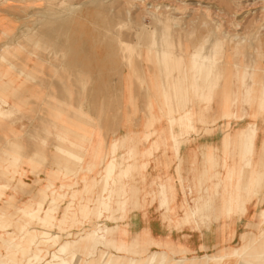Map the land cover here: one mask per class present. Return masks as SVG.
<instances>
[{
  "label": "rangeland",
  "instance_id": "374dc122",
  "mask_svg": "<svg viewBox=\"0 0 264 264\" xmlns=\"http://www.w3.org/2000/svg\"><path fill=\"white\" fill-rule=\"evenodd\" d=\"M7 1L9 8L4 9L0 1V74L12 71L13 67L14 76L21 75L19 81L15 78L14 98L5 105L8 107L15 103L21 107L17 113H13L11 109L0 110V172L6 173L4 180L9 185L7 195H14L13 206L19 208L31 199L39 200L41 197L37 193L44 190L47 202H51V199L55 201L53 214L56 220L70 216L79 203H85L88 212L82 221L85 231L82 234L93 235L99 229L107 227L108 231L103 232V235L109 241L111 249L120 243L123 248H129L135 243L137 246L143 244L144 249L148 248L141 256L143 259L165 253L170 261L179 262L182 260L180 257L198 258L207 255L213 259L210 264H217V261L218 264H225L226 261L228 264H236V257L231 255L243 247V242H253L259 236V230L264 227L262 223L257 228L261 221L259 211L264 203L255 208L253 205L256 199H252V206L246 204L248 210L245 215L239 220L229 221L227 225L223 218L221 222H215L212 216L204 224L200 223L197 232H189L176 225L181 216L177 207L185 200L183 192L190 207L196 205L194 199L198 197L200 202L197 201V204L208 199L210 191L205 189L211 185H199L195 179L197 163L201 164L203 161L201 148L216 146L218 138L222 139L231 133L233 147L229 148L234 151L237 133L243 124L248 123L256 128L258 153L255 152L253 159L259 160L257 156L264 139V108H256L255 103L241 105L232 104L231 101L227 112H232L234 116L221 118L222 107L219 100L230 92H233L231 99L240 98L237 90L238 75L226 79L221 75V85L215 88L211 100L196 107L198 109L195 111L183 93L177 92L180 97L176 92L166 93L169 97L167 103L163 93L153 87L157 81L154 76L131 71L125 66L126 61L118 58L116 45L114 46L116 40L138 48L134 45L137 38H147L154 30L148 17L143 18L142 27L125 14L114 17V12L125 9L123 0H95L100 6L94 0ZM178 1L188 4L185 21L205 18L208 27H212L206 20L207 16L202 14L207 8L211 17L219 15L226 32H238L234 23L240 22L241 27L255 37L252 40L254 44L261 39L260 48L264 49V14H261L264 0ZM160 2L167 4L169 1L147 0L146 5L150 7L153 3ZM250 3L257 5L245 17V11L250 8L244 6ZM200 7L201 11L195 12ZM137 12L138 8L132 10L133 15H137ZM118 23L124 25V31L117 32ZM129 32L133 34L129 35ZM206 32L203 29L195 32L190 41L193 43ZM131 62L138 67L136 56L132 57ZM256 64H264V57L258 58ZM14 76L11 78L12 84ZM263 78L264 74L258 73L247 81L246 86L251 87L255 81L258 93ZM191 112H200L209 122L216 120L217 125L197 122L192 118ZM170 117L183 118V125L189 126L173 143L174 147H179L175 159L171 154L169 156L164 153L162 145L151 151L149 147L152 140V136H148L150 132L157 131L161 135L167 132L166 124ZM188 119L191 120L188 122ZM221 126L226 128L217 133V137L206 133V129L216 130ZM7 138L17 143L14 150L17 154L12 155L11 159L5 157L3 152ZM72 142L80 144L84 151V160L78 170L67 169L62 162L67 158L62 151ZM141 150L150 152L140 157ZM222 150L224 148H220V171L224 179L228 162H225L227 156ZM120 156L124 158H121L122 166H138L144 161L148 164L142 171H133L131 168L129 173L120 175L119 195L116 198L113 196L109 202L107 193L113 186L111 184L109 187L108 181L102 183L101 179L105 176L108 165L118 163L116 166L119 167ZM116 170L117 168L112 174H117ZM142 175H145L144 180ZM167 177L172 178L171 183L164 181ZM169 185L176 186L179 190L174 200L168 198ZM263 195L264 189L258 194L259 199ZM224 198L225 196H220V201L223 202ZM115 202L120 204L119 211L120 207H115ZM46 206L45 209L49 205ZM110 206L117 209L113 217L109 215ZM7 212L12 214L14 210L11 207ZM17 221V217H11L12 223ZM30 228L35 230L37 226L31 225ZM76 229H70V233ZM57 233L55 226L51 234ZM243 235H248L245 241L241 240ZM179 236H188L185 243L190 254L182 256L177 253L179 251L175 253V250L172 254L165 247L168 240L177 244L181 242L177 240ZM252 246L257 252L261 250L258 243ZM89 250L88 254L78 255L75 264H98V260L102 258L100 252H108L103 244H97L96 247L90 245ZM1 253L4 255L5 251ZM54 254V249L46 252L42 250L40 258L49 262ZM114 256L132 258L121 252ZM158 260L157 256L154 263Z\"/></svg>",
  "mask_w": 264,
  "mask_h": 264
},
{
  "label": "bare ground",
  "instance_id": "6f19581e",
  "mask_svg": "<svg viewBox=\"0 0 264 264\" xmlns=\"http://www.w3.org/2000/svg\"><path fill=\"white\" fill-rule=\"evenodd\" d=\"M0 1H2L1 5L3 9L9 8V2L7 0ZM123 1L125 9L119 10L117 13L114 12L112 14L114 17L123 16V14H125V16L129 17L135 23H139L140 27L143 26V18L148 17L151 19L150 23L154 26V30L150 32L147 38H137L134 45L138 46V48L130 47L122 40H116L114 46L116 45L117 55L119 56L117 57L126 61L124 62L125 66L129 67L131 71H138L145 76H154L157 81L153 87L156 88L158 92L163 93L162 96L165 98L166 102L169 101V97L165 95L166 93H183L184 96H187V102L190 107L195 111L198 109L196 107L211 100L215 88L221 85L219 82L221 75H224L226 79L237 74L239 77L237 90L240 92V98L231 99L230 96L233 95V92H230L229 94L226 93L225 96L219 100V104L221 103L220 105L222 107L221 118H231L234 116L232 112H227L228 103L231 101L232 104L241 105L255 103L256 108H264V81L262 87L259 86L261 88L258 93L256 90L257 83L255 81L251 87L246 86L247 81L254 78L258 73L264 74V64H256L258 58L264 57V49L262 48L261 50L260 48L262 41L258 39L260 42L257 41V44H254L252 40L255 37L251 35L250 32H247L246 29H243L240 22L234 23V27L236 29L238 28L237 31H239L235 34H230L224 30V24L221 22L222 19L219 18V15L215 14L214 17H211V15L208 14L209 9L207 8L203 10L202 14L205 15V17L207 16L208 19L206 20L209 21L212 27H208V24L204 21L205 18L204 20L185 21V12L189 10L188 4L185 2L168 0L169 2L167 4H163L162 2L157 4L153 3L150 7H147V0ZM94 3L100 6L98 1L94 0ZM256 5V3H250L244 6L245 8H250L245 11V17L252 13ZM136 8L139 9V12H137V15H133L132 10ZM198 11H201V7L197 8L195 12ZM261 14H264V10ZM262 19H264V17H262ZM262 19L260 21H262ZM117 26V32L124 31V25L122 23H118ZM202 29L207 30L206 34L196 38L192 43L190 40L194 33ZM128 34L132 35L133 33L129 32ZM133 56H136L138 59V67H136L134 62H131ZM255 57L257 58L255 59ZM11 68L13 69L12 71H4L0 74V110L11 109L13 113H17L21 106H17L15 103H12L11 106L9 105L8 107L5 106L16 94V90L13 88V86L16 85L15 78L17 81L21 79L20 74L14 76V68ZM13 76L14 84L11 83L13 82L11 79ZM180 94L177 93L176 95L179 96ZM200 112L195 114L191 112L193 115L192 118L202 124L211 126L213 124L217 125L216 120H211L209 122L205 116H201ZM190 120L191 119H188L187 121L189 122ZM166 125L168 131L164 132L162 135L158 134L157 131H151L148 135L152 136L149 145V147H151L150 151L152 149L157 150L162 145L164 153L168 155L171 154V157L175 159L179 147H174L173 143L177 141L178 137L184 134L186 129H189V126L183 125V118L175 119L173 117L167 120ZM224 128H226V126H221L216 130L206 129V133L217 137V133H221ZM146 138L147 136L144 137V139ZM257 140L256 128L252 124L245 123L237 133L234 151L229 148L233 147L231 133H228L222 139L218 138L216 146L214 145L208 149L201 148L203 161L201 164L197 163L195 179L199 185L204 183H209L211 185L209 187L207 186V189H205L210 191L207 195L208 199H206V201L204 200L205 202L202 201V203L197 204V201L200 200L198 197L194 199L196 205L190 207L189 203L186 202L185 192H181L185 200H182L177 207L181 216L176 227L181 226L189 232L198 231L200 223L204 224L206 219L208 220L210 216L213 217L215 222H221L223 218V222L227 225L229 221L233 222L239 220L245 215L248 210L246 204L248 203L252 206L253 203H250L252 199H256L253 205L255 208L264 203V195L261 199H259L258 196L264 189V139L262 140V149L257 156L259 160L254 161L253 156L257 151ZM15 144L17 143H14L11 138L6 139L3 152L8 159H11L12 155L15 156L17 154L14 152ZM219 144L221 147H219ZM79 145L72 142L70 146L66 149L64 148L65 150L62 151L65 157H67L62 161L67 169L72 168L73 170H78V168L81 167L84 160V151ZM220 148H224L222 153L225 152L227 156L225 162H228V164H226L224 179L221 177L220 171L222 160ZM150 151L146 152L145 150H141L139 151V156L144 157V155ZM119 158L121 160L123 157L120 156ZM232 158L233 163H231ZM147 164L148 163L144 161L138 166H122L123 162L121 160L119 167L116 166L118 163H116V165H108L105 168V176L101 179V182L106 183L108 181L109 187L112 184L114 188L111 186L112 189H109L107 201L111 202L113 196L116 198V195H119L120 185L118 183V178H120V175H124V172L126 174L127 172L129 173L131 168L133 171L135 169L142 171L146 169ZM116 168L117 174H112ZM5 175V172H0V264H33L34 262H42V264H75L78 255L88 254L90 245L96 247L97 244H103L108 251L107 253L100 252L102 258L99 260L97 259L98 264H210L213 260L207 255L198 258L179 256L182 260L175 262L174 260L170 261L165 253H157L143 259L141 256L146 253L148 248L144 249L143 244L137 246L135 243H133L131 247L129 246V248H123L120 243L116 248L114 246V248L111 249L108 246L109 241H107L103 235V232L108 231L107 227L101 228L100 226L101 229L95 234H87L84 236L85 231L83 230L82 221L86 218L88 212L85 203H79L70 216L63 217L62 220H56L53 214L55 211L53 207L55 203L54 199H51V202L48 203L44 190H40V192L37 193L40 195L39 198L41 197L39 200L31 199L26 204L24 203L22 207L18 206L19 208H15L13 206L14 195L13 197L7 195L9 185L8 181L6 182V180H4ZM141 178L144 180L145 175H142ZM165 180L169 183L172 182V178L169 177L164 179V181ZM175 187L169 185L168 198L171 200H174L179 194V190ZM78 193H81V191H78ZM220 196L221 198L225 196L223 202L220 201ZM29 197L31 198V196ZM202 198H204L203 195ZM97 203H99L98 198ZM45 205H49L47 209H45ZM11 207L14 212L9 214L7 210ZM115 207L119 208L120 204L115 202ZM120 209L121 207L118 211ZM188 210L189 213H187ZM116 212L117 209L111 208V206L109 207L110 217H113ZM11 217H17V223H12ZM259 218H261V221L257 224L258 229L260 225L264 223V207L262 206L259 211ZM31 225L37 226V229L32 230V228H30ZM55 226H57L58 229L57 235L51 234L52 228ZM75 227L77 229L73 233H70V229H75ZM82 232H84V234H82ZM247 236L248 235L241 236V240L245 241ZM187 238L188 236H179L177 240L178 242L181 241L179 242L180 244L168 240L165 242V247L172 254L174 250L175 253L179 251L177 253L182 256L190 254V250L187 249L185 243ZM243 243V247L238 250L236 249V253L231 255L236 257L234 258L237 261H235L236 264H264V227L259 230V236H257L253 242L247 244V241H245ZM256 243L261 247L259 252L254 250L255 245L252 246ZM49 249H54L55 254L52 256V260L46 262L44 258H40V253L42 250L46 252ZM1 251H5L4 255ZM120 252L132 258L114 256V254ZM157 256L159 260L154 263ZM226 263L227 261L225 264Z\"/></svg>",
  "mask_w": 264,
  "mask_h": 264
},
{
  "label": "crops",
  "instance_id": "0c3cea01",
  "mask_svg": "<svg viewBox=\"0 0 264 264\" xmlns=\"http://www.w3.org/2000/svg\"><path fill=\"white\" fill-rule=\"evenodd\" d=\"M174 165H175V164H174ZM174 165H173V167H175ZM196 235H197V234H196ZM197 236H199V235H197ZM197 236H196V237H197Z\"/></svg>",
  "mask_w": 264,
  "mask_h": 264
}]
</instances>
